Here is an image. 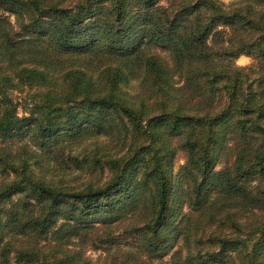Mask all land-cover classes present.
Listing matches in <instances>:
<instances>
[{"label": "trees", "instance_id": "1", "mask_svg": "<svg viewBox=\"0 0 264 264\" xmlns=\"http://www.w3.org/2000/svg\"><path fill=\"white\" fill-rule=\"evenodd\" d=\"M84 248L264 264V0H0V264Z\"/></svg>", "mask_w": 264, "mask_h": 264}, {"label": "rangeland", "instance_id": "2", "mask_svg": "<svg viewBox=\"0 0 264 264\" xmlns=\"http://www.w3.org/2000/svg\"><path fill=\"white\" fill-rule=\"evenodd\" d=\"M221 1H223L224 3H228L229 1H232V0H221ZM9 18L12 19V16H9ZM154 50L159 51V48L154 47ZM160 53L164 54V52H160ZM250 61H251V58L248 55H244V54H241L235 58V63L240 64V65L247 64ZM15 94H16V96H18V93L15 92ZM19 99H20V97L17 98V100H19ZM16 137H18V136H14L13 139H15ZM181 163H182V157H181L180 153H178L175 157L173 169L176 170L177 167ZM219 168H220V165L217 164L214 167V170H217ZM97 172H92V173L91 172H79L77 169L76 170L74 169V171H72L67 176H69L71 178V176L74 175L75 179L80 181L83 178H89V177L95 179L97 174H98ZM120 242H122V244H125L126 241H123V239H121ZM109 249L111 250L112 247ZM84 255L89 259V262L91 264H109L110 259H111L110 258L111 257L110 252L106 251L105 249H100V248H97V249L84 248Z\"/></svg>", "mask_w": 264, "mask_h": 264}]
</instances>
